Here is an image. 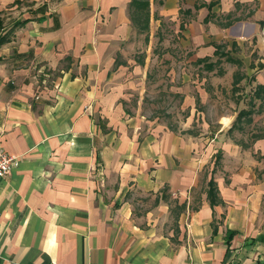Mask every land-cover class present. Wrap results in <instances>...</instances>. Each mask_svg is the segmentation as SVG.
<instances>
[{
	"label": "crops",
	"instance_id": "1",
	"mask_svg": "<svg viewBox=\"0 0 264 264\" xmlns=\"http://www.w3.org/2000/svg\"><path fill=\"white\" fill-rule=\"evenodd\" d=\"M162 1L158 14L188 63L217 61L220 44L242 62H229L233 77L245 65L241 73L264 83V0L210 9L215 0ZM131 3L61 0L2 28L13 29L0 46V152L20 162L0 177V264H264V137L247 148L234 141L227 132L238 112L215 125L201 118L206 146L200 132L145 116L160 23L152 14L147 39ZM243 3L257 8L243 13ZM229 13L238 19L225 26ZM195 79L197 110L212 93L206 76ZM219 151L213 173L207 155ZM212 175L222 200L214 206Z\"/></svg>",
	"mask_w": 264,
	"mask_h": 264
},
{
	"label": "rangeland",
	"instance_id": "2",
	"mask_svg": "<svg viewBox=\"0 0 264 264\" xmlns=\"http://www.w3.org/2000/svg\"><path fill=\"white\" fill-rule=\"evenodd\" d=\"M61 0H0V18L4 21V25H0V34L4 26L11 25L17 17L22 16L25 12H30L41 5L54 6ZM158 1V0H157ZM151 2V15L155 18L154 25L160 23L158 30L152 39L151 61L147 72L148 80L146 84V93L142 101L144 113L149 119L157 118L158 122L167 123V125H182L181 129H191L197 133H202L201 137H205L202 143L206 146V140L211 136L207 128L202 127V117L211 121L214 120V125L217 124V119L220 115L231 112H238L243 108H248L252 91L255 87L254 76L247 80L244 79L237 85V90L233 88V74L230 70L228 61L219 64L214 72H207L203 66H198L187 62L188 54L185 49L177 45L179 38L177 33L172 29V22L158 14L161 4ZM259 0H255L254 4H259ZM242 12L247 13L254 7L253 5L243 3ZM241 6V4H240ZM241 8V7H238ZM254 8H257L255 6ZM159 17V18H158ZM158 19V22H156ZM263 25V24H262ZM12 26V25H11ZM12 29H10L11 31ZM10 31L8 35L10 36ZM161 38V39H160ZM144 48H146L144 46ZM143 49V48H142ZM141 49V50H142ZM140 50V51H141ZM146 50V49H145ZM146 51L140 53L143 58ZM232 66V65H231ZM224 73H218L219 69H223ZM235 67V66H232ZM237 68L242 70L245 65ZM237 69V70H238ZM188 75L189 79H184ZM207 77L204 80V86L212 93L211 98L208 97L205 102L202 100L196 103V109L189 104V97L195 98L198 92L199 83L196 77ZM200 82V81H199ZM182 90V91H180ZM193 101V100H192ZM258 103V101L256 102ZM195 111V112H194ZM200 112V113H198ZM195 113L194 121L192 119ZM254 121L246 124L245 129L240 131L235 129L233 132L234 141L250 142L255 134L261 133L264 130V113H254ZM198 118L200 121H198ZM227 122L228 119H225ZM186 122H190V127L186 126ZM211 129V127H210ZM207 131V132H206ZM227 134H229L227 132ZM186 135V134H185ZM188 136V135H186ZM217 149V148H216ZM213 153L207 155L206 166H214L215 156ZM223 158V157H222Z\"/></svg>",
	"mask_w": 264,
	"mask_h": 264
},
{
	"label": "trees",
	"instance_id": "3",
	"mask_svg": "<svg viewBox=\"0 0 264 264\" xmlns=\"http://www.w3.org/2000/svg\"><path fill=\"white\" fill-rule=\"evenodd\" d=\"M154 2H158L160 4H163L162 0H153ZM131 6L133 7L132 11H131V17L133 19V22L135 23L136 27L138 28L139 32H146L147 36L146 38H149V34H150V23H151V2L150 0H131ZM215 4H217V1H211L210 3H207V7L210 9L212 8V6H214ZM240 7V3L237 2V8ZM196 8H200V6H196ZM181 13L188 15L191 13V9H186V10H182L181 9ZM227 18L229 21L224 22L225 26H228L230 24H232L233 20L238 19V17L233 18V14L229 13V15H227ZM27 20L24 21H19L18 23H16V25L14 27L20 26L21 24L25 23ZM4 21L0 18V25L3 26ZM183 26V24H182ZM13 29V28H12ZM161 39V38H160ZM10 36L8 35V33H4V34H0V46L10 42ZM223 48V45L218 44L217 50H216V56H217V61H209L208 57H204V59H198V65L199 64H204L203 68L207 71H213L214 69H216V67L219 66V64L224 62V59L228 62H235L238 63L239 66L242 65V62L239 59L236 58H232L230 54L224 52L223 50H221ZM220 49V50H219ZM224 58V59H223ZM219 73L223 74L224 70L221 68L219 69ZM234 80H233V88L234 90H237L238 88L237 85H239L240 82H242L244 79H251L253 78V76L247 78L243 73H241L240 71H236L234 72ZM255 78V77H254ZM260 101L261 103L258 104L256 103L257 101ZM250 103L251 105L248 108H243L241 110L238 111L237 115H236V120L234 122V124L231 126V128L228 129V133L230 135H233V132L235 131V129H238L240 131H243L245 129L246 124H250L251 122L254 121V117L253 114L254 113H263L264 112V83L263 84H257L253 91H252V95L250 98ZM172 130H174L175 132L178 131V127H171ZM182 134H197L194 130H181ZM264 137V130L261 131V133L255 134L252 138V140L250 142H243L241 141L240 143L242 144L243 147L247 148L249 147L250 143L254 142L255 140L259 139V138H263ZM222 157V151L217 152L216 156H215V167L213 170V173L215 172L216 168L218 166H220V160ZM218 186H217V182L214 178V176H211V179L208 181V189H207V193L209 195V199H210V203L212 206L218 204L219 202H221V198H220V194L218 192ZM176 210L175 213L178 215L183 209H185V204L182 205H176ZM233 232L229 233V241L230 238H232Z\"/></svg>",
	"mask_w": 264,
	"mask_h": 264
},
{
	"label": "built area",
	"instance_id": "4",
	"mask_svg": "<svg viewBox=\"0 0 264 264\" xmlns=\"http://www.w3.org/2000/svg\"><path fill=\"white\" fill-rule=\"evenodd\" d=\"M261 36L264 38V24L262 26ZM19 157L13 156L7 152H0V177H4L9 174L14 167L19 165Z\"/></svg>",
	"mask_w": 264,
	"mask_h": 264
}]
</instances>
